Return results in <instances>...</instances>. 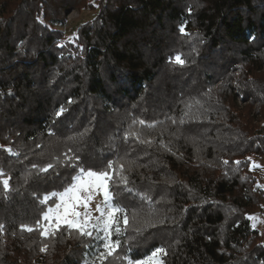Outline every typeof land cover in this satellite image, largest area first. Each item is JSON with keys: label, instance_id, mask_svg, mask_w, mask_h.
<instances>
[{"label": "trees", "instance_id": "trees-1", "mask_svg": "<svg viewBox=\"0 0 264 264\" xmlns=\"http://www.w3.org/2000/svg\"><path fill=\"white\" fill-rule=\"evenodd\" d=\"M82 8L60 42L52 24ZM263 120L264 0H0V264H85L93 238L39 226L79 168L111 172L128 218L95 264L157 247L163 264H264Z\"/></svg>", "mask_w": 264, "mask_h": 264}, {"label": "snow or ice", "instance_id": "snow-or-ice-1", "mask_svg": "<svg viewBox=\"0 0 264 264\" xmlns=\"http://www.w3.org/2000/svg\"><path fill=\"white\" fill-rule=\"evenodd\" d=\"M181 33H184V26L180 27ZM62 47V45H59ZM175 62L179 65H183L184 60L177 55ZM71 103V100L69 101ZM63 109L57 111L56 116L59 118L63 114ZM143 124L144 122L141 121ZM78 160V157L76 158ZM225 163H228L225 161ZM240 163V162H236ZM74 168L75 165H72ZM52 165H48L47 168L42 171L47 172ZM112 162L108 164V168L111 169ZM112 175L110 171H96L94 169H77V175L72 178V183L64 189L61 193H51V197H58V202L55 204L56 212L52 215L53 208L49 207L46 212L42 214V219L46 221L44 225H40L43 228L41 235L49 234V225H52L55 231H58L62 227L68 229H75L79 231L80 235L89 238L98 239L101 241V246L104 251L100 253L101 259H106L107 256H111L112 253L120 245V240L113 241L111 237L119 234L120 216L118 213L124 210L115 206L112 203V197L110 194V181ZM5 189L8 187V181L3 180ZM81 192L85 193H99L102 196V203H98L95 211L99 215L93 218L91 210H89V202L92 200V195L85 197L81 196ZM49 194H45L44 201L50 198ZM83 208V211H79V208ZM123 224H128L127 215L123 218ZM2 227V226H0ZM24 228L25 226H21ZM253 227H255L253 225ZM32 231L31 228L27 229ZM95 234V235H94ZM158 253H164L163 248H157L151 253V257H155ZM150 259V258H149ZM132 264V262H130ZM134 264H149L148 260L135 261Z\"/></svg>", "mask_w": 264, "mask_h": 264}, {"label": "rangeland", "instance_id": "rangeland-1", "mask_svg": "<svg viewBox=\"0 0 264 264\" xmlns=\"http://www.w3.org/2000/svg\"><path fill=\"white\" fill-rule=\"evenodd\" d=\"M95 13H96V8L95 9H90V8L72 9L66 14L64 22H54L52 24V27L60 30L63 34V37L62 39H60V42L71 41L76 36V29L78 28V26L86 22L87 20H90L95 15ZM182 25L184 26V30H185L186 23L184 22ZM257 123L259 125L260 131L264 133V120L258 121ZM250 158H251V169L257 178V188L260 189L262 193L260 194L259 207L253 214H249L248 217L251 221V226L253 227L254 225L255 227L253 228L257 229L260 232L261 241L264 244V156H250ZM89 194L92 195V200L89 202L88 206L94 218L95 216L99 215V213H97L95 209L98 203H102V196L99 193L81 192L82 197H85ZM44 197L45 195L42 198L43 202H45ZM57 202H58V197H56V203ZM55 204L53 206H50V205L47 206L45 212L48 210L49 207H52L53 208L52 215H54L56 212V209L54 207ZM78 210L83 211L84 209L81 207ZM118 215L121 218L120 221H122L123 220L122 212L118 213ZM45 223L47 222L42 219L39 226L44 225ZM40 228L42 232L43 228L41 226ZM53 230H54L53 226L49 225V229H48L49 233H51ZM44 236H47V235H44ZM157 248H161V247H157ZM157 248L151 249L150 251H148L147 253H145L144 255H142L141 257L137 259H129L128 264H130V262L134 264L135 261H140V260H148L149 264H163V261H162L163 253H158L155 257H151V253ZM102 251L104 250L101 246V241L98 239H94L93 245L87 254L85 264H95V263L102 261L103 259H101V256H100V253ZM36 263L41 264L42 258H38Z\"/></svg>", "mask_w": 264, "mask_h": 264}]
</instances>
